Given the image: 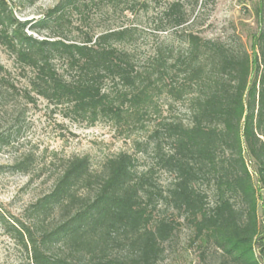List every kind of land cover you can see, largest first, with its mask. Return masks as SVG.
<instances>
[{
    "label": "trees",
    "instance_id": "trees-1",
    "mask_svg": "<svg viewBox=\"0 0 264 264\" xmlns=\"http://www.w3.org/2000/svg\"><path fill=\"white\" fill-rule=\"evenodd\" d=\"M11 1L0 0V49L24 84L15 86L0 62V105L13 108L0 151L13 147L26 106L41 99L64 120L114 125L152 160L140 170L134 155L121 152L94 170L87 156L62 157L49 190L21 215L0 204V230L26 264H164L182 228L203 264L213 256L217 264H264V25L253 66L243 48L193 31L213 0L169 1L155 26L164 36L141 62L136 27L97 35L77 27L71 38L70 18L77 15L83 27L93 9L135 15L148 11L146 2L59 0L28 27ZM257 13L264 24V0ZM163 99L187 104V120L164 116ZM41 171L30 152L0 166L29 182ZM160 173L171 176L166 186Z\"/></svg>",
    "mask_w": 264,
    "mask_h": 264
},
{
    "label": "rangeland",
    "instance_id": "rangeland-1",
    "mask_svg": "<svg viewBox=\"0 0 264 264\" xmlns=\"http://www.w3.org/2000/svg\"><path fill=\"white\" fill-rule=\"evenodd\" d=\"M59 0H12L10 2L14 15L20 21H27L28 27L42 19ZM146 2L148 11L139 10L135 15L113 11L110 6L90 11L89 19L83 27L81 19L73 15L71 38H75L81 28L97 35L109 29L121 27H136L139 31V39L136 44L138 57L141 62L151 53L154 45L159 42L164 34L157 33L155 26L158 23V13L166 2L173 0H139ZM260 0H213V4L206 6L201 11L193 26V31L202 38L219 40L227 43L232 48H243L249 54L251 61L255 63L257 50L255 40L263 27V21L257 10ZM198 14V9L191 15L193 20ZM34 37H46L47 33ZM0 62L14 77L15 86L21 87L24 80L18 75L13 64V59L0 49ZM255 76L252 70L251 78ZM171 104L169 107L168 104ZM21 105V104H20ZM164 116L178 117L184 122L187 120V104L171 103L169 99L162 100ZM45 101L38 99L35 105H27L24 115L18 125L20 132L18 140L13 147L0 151V166L12 163L13 159L22 154L32 153L37 158L38 169L42 171L39 177H33L29 182L28 176L19 174L0 173V204L12 215L19 216L23 210L38 197L45 194L50 186L51 179L58 170L59 158L87 156L94 170H100L106 159L116 156L121 152H127L138 159L139 169H145L152 163L149 155L135 152L132 143L112 124L99 122L93 127L79 125L64 120L58 113L52 111ZM13 108L10 104L0 105V131L11 124ZM142 135L137 137L141 138ZM57 154V159L52 156ZM244 158L257 193L260 184L255 174V165L249 156L244 153ZM51 162V164H50ZM159 183L166 186L171 181V176L160 173L157 176ZM259 222L263 220V214L258 202ZM190 233L182 228L173 243L169 247L164 264H203L199 259V250L190 245ZM216 256L209 259L207 264H217ZM0 264H26L25 255L11 240L4 236L0 230Z\"/></svg>",
    "mask_w": 264,
    "mask_h": 264
}]
</instances>
